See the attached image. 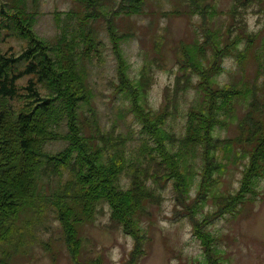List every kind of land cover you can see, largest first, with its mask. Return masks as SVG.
Listing matches in <instances>:
<instances>
[{
	"label": "trees",
	"instance_id": "obj_1",
	"mask_svg": "<svg viewBox=\"0 0 264 264\" xmlns=\"http://www.w3.org/2000/svg\"><path fill=\"white\" fill-rule=\"evenodd\" d=\"M78 1L91 10L84 15L68 13V19L76 16L78 22L65 26L60 21L62 13L57 12L59 33L47 40L36 31L42 0H0V243L18 232L15 226L21 215L40 217L44 204L50 203L71 262L90 264L81 260L80 230L105 213L107 205L111 229H121L134 239L127 264H138L145 254L142 218L148 215L146 204H161L162 191L172 183L178 212L182 211L179 206L190 205L187 200L196 186L198 193L188 213L205 256L213 257L214 238L202 225L206 219H196L195 207L207 200L209 189L217 187L226 170L223 159H234L233 163L245 168L234 194L214 196L217 215L256 196L264 179V104L258 83L262 78L264 86V0H234L227 12L232 23L225 33L206 29L209 0H188L192 13L202 15L205 30L179 50L178 73L158 110L149 101L152 70L144 67L138 78L130 76L123 44L133 35L121 34L115 21L107 19L102 8L106 0ZM141 1L130 0L124 15L139 14ZM210 14L215 16L214 11ZM248 14L257 16L258 31H250ZM116 15L120 12L114 11L112 18ZM98 18L108 21L107 34L117 62L116 77L110 81L114 93L129 102V113L145 135L136 160L126 151L132 137L119 133L117 126L104 130L96 120L86 63L102 57L104 41L87 29L88 22ZM11 39L17 48H4ZM228 59L237 63L234 75L241 72L242 78L221 84L219 77ZM251 62L256 66L254 77L246 81L243 74ZM189 90L195 91L197 100L187 111L185 134L179 137L167 124L179 110L180 96ZM240 104H245L246 111L237 122L238 134L216 137L217 128L235 121ZM59 141L67 142L63 150L46 149L47 143ZM197 159L202 167L199 174L193 171ZM66 172L68 178L62 180ZM123 176L129 179L126 187ZM52 177L61 180L57 189L41 194L40 180Z\"/></svg>",
	"mask_w": 264,
	"mask_h": 264
},
{
	"label": "rangeland",
	"instance_id": "obj_2",
	"mask_svg": "<svg viewBox=\"0 0 264 264\" xmlns=\"http://www.w3.org/2000/svg\"><path fill=\"white\" fill-rule=\"evenodd\" d=\"M233 3L234 0H209L211 8L208 10L205 23L202 15L192 13L194 8L188 0H142L139 3L142 6L139 9L140 13L131 17L124 15V7L130 4V0L105 1L102 8L108 15L107 19L115 21L121 34L133 35L123 44L130 76L138 78L144 67L152 70L153 83L149 91V101L154 109H160L164 104L166 91L174 84L179 69L177 55L182 45L192 44L193 40L203 36L204 23L206 29L225 33L232 23L227 12ZM90 10L91 8L85 9L84 4L78 0H42L40 8L42 14L38 18L36 31L41 37L53 40L59 33L55 17L57 12L62 13L60 21L62 26H65L78 22L76 16L73 20L68 19V13L84 15ZM114 11H119L120 15L112 18ZM213 11L215 16L210 14ZM247 22L250 31H258L261 28L256 15L248 14ZM107 25L108 21L104 18L88 22L87 29H93L105 43L101 47L102 57L96 56L93 62L86 63L93 91L92 103L97 111L96 120L104 130H111L117 126L119 133L125 137H132L126 151H131L130 155L136 160L145 135H141V126L134 120V115L129 113V102L124 96L115 94V86L110 83L116 77L117 62L111 50ZM17 44L11 39L8 44L2 46L7 48L11 45L16 49ZM224 66L225 71L219 77L221 84L228 83L237 76L238 79L242 78L241 72L234 75L238 68L233 59L226 60ZM255 68L253 62L248 63L243 74L246 81L254 77ZM258 83L260 100L264 104L262 78ZM196 100L195 91L189 90L187 94L180 96L179 110L170 117L167 128L173 130L179 137L185 134L186 114ZM242 104L236 112L235 121L229 127L217 128L216 137L233 138L238 134L237 122L246 111L245 104ZM124 105L128 110L122 109L125 108ZM119 111L122 115L118 114ZM84 115L88 116V113L85 111ZM66 145L67 142L64 141L50 142L46 144V149L54 153L63 150ZM197 160L194 161L197 166L193 171L199 174L202 167L201 161ZM233 160L223 159L226 170L220 176L217 187L209 189L207 200L200 201L195 207L196 219H206L204 221L206 224L202 225L214 238L213 257L205 256L202 244L194 235L193 223L188 213L198 193L196 186L192 188L191 198L187 200L190 205L186 209L179 206L178 210L182 211L178 212L176 195L172 183H169L162 191L164 200L161 204H146L148 215L142 218V227L146 235L145 254L138 264H212V261H216L217 264H264V179L260 180L258 193L252 199H248L232 211L228 210L226 214L215 213L219 206L215 204L214 196L234 194L240 187L245 166L236 165ZM217 176L218 174H215L214 178ZM67 178L66 172L62 180ZM196 178L199 180L201 176L197 175ZM60 181L58 177L42 178L41 194H52ZM122 184L126 187L129 179L123 176ZM248 197L251 198L249 195ZM52 208L50 203H47L44 204V211L40 217L30 213L18 218L15 226L18 232L16 231L9 240L0 243V264H72L60 222ZM105 208V213L98 214L95 221L81 227L83 238L81 260L90 264L94 260L97 264H127L134 248V239L121 229H111L109 207L106 205Z\"/></svg>",
	"mask_w": 264,
	"mask_h": 264
}]
</instances>
